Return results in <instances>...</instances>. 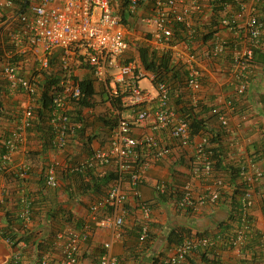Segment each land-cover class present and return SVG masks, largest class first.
Segmentation results:
<instances>
[{"label":"built area","instance_id":"built-area-1","mask_svg":"<svg viewBox=\"0 0 264 264\" xmlns=\"http://www.w3.org/2000/svg\"><path fill=\"white\" fill-rule=\"evenodd\" d=\"M263 3L264 0H156L151 11L144 14L141 13L142 0H126L125 13L127 20L132 22L128 25L118 0H0V83H3L0 84L3 92L0 93V104L7 109L16 105L21 112L3 141L5 151L0 160V188H3V173L16 169L22 179L29 175V168L16 163V156L26 146L27 130L37 106L36 96L43 91L46 74L50 75L52 82L49 124L55 130L54 145L58 150H63L68 145V138L82 127V123L72 122L70 113L83 95L81 81L89 75L96 84L104 86L111 101L119 100L132 115H123V111L107 101L117 119L107 147L93 150L78 165L68 164L71 172L110 164L118 173L107 195L91 208V218L97 221L99 228L111 233L99 264L119 263L112 247L125 228L128 215L125 203L131 189L145 180L153 163L144 158V153L154 152L156 160L171 153L170 146L161 148L154 136L140 138L135 129L167 131L177 144L193 145L195 162L190 173L207 184L205 192L209 194L196 195L192 181H188L182 188L184 195L177 200L176 209L199 212L207 203L216 205L224 184L220 178L212 181L211 153L206 151L208 138L192 135L189 123L172 105L171 87L144 68L139 54L134 59L128 53L132 44L145 42L153 50L171 56L172 61L185 67L188 89L197 92L201 89L202 72L199 58L191 48L197 37L195 26L211 23L240 38L234 46L227 39L215 40L211 52L214 57L232 52V73L238 80V93L243 94L248 89L244 78L254 57V48L264 34V18L256 10ZM144 78L155 87V94L140 87ZM85 111L88 110H84L83 116H86ZM213 113L218 114L224 128L228 126L229 120L223 111L215 109ZM6 123L4 116L0 115V125ZM53 161L45 167L48 188L60 185L58 163ZM246 162L247 168H243L241 174L250 189L242 198L243 233L250 229L251 220L246 215L256 206V199L259 197L264 202V188L260 186L264 170L249 159ZM156 188L164 191L166 186L159 184ZM20 203L23 206L20 218L29 225L32 200L23 195ZM141 211L144 223L140 227L139 242L145 244L150 237L151 211L145 206ZM92 231L86 221L80 229L68 226L57 234L55 248L62 264H85L81 247ZM243 233L235 242L237 248L246 242ZM5 240L10 243L9 239ZM196 245L194 239L185 238L182 244L171 250L164 264H182ZM15 252L7 264L17 263L19 252ZM50 256L48 251L39 264H51Z\"/></svg>","mask_w":264,"mask_h":264},{"label":"trees","instance_id":"trees-1","mask_svg":"<svg viewBox=\"0 0 264 264\" xmlns=\"http://www.w3.org/2000/svg\"><path fill=\"white\" fill-rule=\"evenodd\" d=\"M155 1L156 0H149L148 3L150 5V8H153ZM118 2H120L121 5V13L124 21L128 23V25H130V23L132 22L127 20V16L125 13L126 0H118ZM263 18L264 17H262V19ZM196 34L199 38L200 33L197 29ZM210 36H212V34H210L206 38H209ZM195 40L196 39H194V41ZM263 45L264 34L260 39V44L255 46L254 48V57L250 62L248 72L254 65L256 56L258 55V53H260V48H262ZM138 51L140 54L141 62L147 71L155 73L158 79L165 81L171 88L174 84L176 85V87H184L185 91H187V71L182 64H176L174 61H172L171 56L161 54L160 52L153 50L146 44H142L141 46H139ZM222 56L223 55L217 56L216 58H220ZM262 63L264 64V60L262 61ZM46 77L47 78L42 84V86H44L42 93L40 94V96H36V99H38L37 106L34 110V117L32 119L31 126L27 130V138L25 143L26 146L32 145L33 147L36 145V142L39 141V144L42 146V148L32 149L29 152L25 151L26 153L23 154L24 159L22 164H25L29 168V175L26 179L20 178L19 170L16 169L8 171L7 173H3L4 178L7 177L12 183H15L16 185L24 184L26 186V194L32 200V220L30 223H32V225L36 223L38 228L34 230H29L30 228H26L28 224L24 223L23 219L20 218L23 206L21 205V203H19L20 208H18V205L15 204L17 205L16 213H6L5 217L6 221L8 222V226L2 228L1 237L4 239H9V244L14 249H16V247H18L22 242L32 243L35 245L37 252L41 256V258L45 253L50 251V263L62 264L59 253L55 248L57 234L65 230L68 226H75V228H79L80 223H73L75 213L66 211V207L63 206V202L58 203L59 191L65 194L70 200H75L76 198H78L77 195L79 196V193L81 192H83L82 194L87 193V191H92V193L94 194L100 193L101 196L99 195L98 197H96L90 205L89 210L92 213V205L107 195V191L117 178L118 173L116 172V167L110 164L105 166H96L94 168H87L82 171L71 172L68 165L62 167L61 169L60 163L54 160L56 163H58L57 172L61 175H58L60 179V185L58 188H48L45 180V167L53 159H51V156L48 157L47 153L49 151H54L57 148L54 145L55 130L49 124V121L52 117V110L50 109L51 96L49 94L51 87L50 83L52 82L49 74H46ZM244 80H246L248 83V76H246ZM81 88L83 95L78 104L75 105L76 109L70 113V116L72 118V122L82 123V127L76 129V134L70 136V138L68 139L77 141L82 140L83 143L88 146L91 141L97 138V136L95 134L89 136L86 135L89 127V122L87 120L88 117L83 116V112L85 109L93 108L98 100H100L101 102H111L113 107L119 109L120 111H127V109L121 106L119 100H117L116 102L111 101V98L109 97L104 86L96 84L90 77L82 79ZM0 93L3 94V92H1V88ZM236 93L237 96L245 95V93L239 94L238 91ZM180 98V100H177L178 97L174 99V101L176 100L175 103L178 106V108H175L189 123L192 135L207 137L209 140L206 145V151L211 153L210 155L212 160H210V167L212 171V181L214 182L215 180H218V178H220L222 179L224 184L222 188L221 198L216 203V205L219 203L220 205L225 207L227 217L225 219L219 220L218 222H215L213 227L210 229L192 230L189 227L175 228L169 233L168 242L170 246H173L171 249L173 250L174 247L182 244L185 238L194 239L197 245L193 248L191 253L186 256V261L190 260L192 264H199L197 263V260H199L202 264H223L227 262L225 261L224 257L225 252H235L237 248L235 242L238 240V237L241 235V233H243L244 212L242 208V198L244 194L250 189V187L243 180L241 172L243 168H247V162L245 161L246 159L241 161L238 159H228L229 146L225 138L226 131H224L223 129H218V131H216V129L212 128V124H214L213 122H216V118L218 115L213 113L216 108H213L212 106L208 107L207 104L202 101L200 102L201 104L194 106L191 104V102L185 99V95L182 92L180 94ZM188 100H190V98ZM234 102V100L231 101L232 104H234ZM140 107L142 106L140 105L139 108ZM19 112L20 109L16 106H11L9 109H7L0 104V115L4 116V123H6L7 121L6 124L0 125V160L5 151L3 141L5 137L10 133V131L14 128V119H17L19 117ZM210 112L213 113V116L211 115L207 118L205 115ZM113 116L114 115L111 112L110 115L105 117L99 116L98 119L100 121H103V125L106 126L111 132L115 127L117 120ZM261 135L262 136L260 141L251 145L248 150V155L245 157L252 161L254 164L259 165L264 170V127L263 130H261ZM30 141L32 142L31 144ZM194 162L195 156L193 151V155H191V157L189 158V170ZM78 163L79 162H70L69 164H73L74 166L78 165ZM100 168H106V170L100 173L101 175H96V171ZM189 175L190 177L192 176L191 173ZM61 177L63 183H61ZM144 182L145 180L139 183L138 186L131 189V192L137 191L138 193L133 194L130 192L128 200L125 203V208L127 209L128 214L130 213L129 203L131 199L136 202L137 210L141 212V222H139V225L137 226L138 237L140 227L144 223L141 207L145 206L151 211L149 218L151 221H149V226L150 228H152L153 223H155L153 211L156 209L158 204V202L151 203L150 201H144L140 196L139 188ZM262 183L263 184L260 186H263L264 188V179L262 180ZM159 184H164L166 186L164 191L158 190L156 188V186ZM107 185L109 186L107 190L104 191L103 189ZM153 188L156 192V198L158 199V201L173 202L174 206H176L177 200L184 195V191L181 190V188H178V186L170 182H158L156 185H154ZM203 194L208 195L209 192H204ZM207 199H209V197ZM209 206L213 205L207 203L204 208H201L199 210V212H195L192 209H187L184 211L180 209L177 210L181 214L185 215V217H195L203 214ZM261 207L264 212V204H262ZM254 216L255 215L253 214V212H249V214L246 215L248 220L252 219L253 221L255 220ZM12 226H14V228L16 227V229L23 228V230H25V234L22 236L18 235L17 232H14L15 229L12 228ZM42 232H45L44 235H47L46 238L43 237V235L39 236ZM248 232L249 229L245 230L243 235H247ZM256 239L257 238L255 236H253L252 238L250 237L251 243L248 246V249L249 247L252 248L250 252L251 257H249L251 259L248 260L253 264H259L260 261H263L260 253L255 250V248L257 247ZM204 240H206V243H199V241ZM170 252L172 251H165L161 253L162 259L155 260L153 264H164V260L170 256ZM83 260L84 259L82 258V261ZM186 261H184L182 264H185ZM260 264H264V261Z\"/></svg>","mask_w":264,"mask_h":264},{"label":"crops","instance_id":"crops-1","mask_svg":"<svg viewBox=\"0 0 264 264\" xmlns=\"http://www.w3.org/2000/svg\"><path fill=\"white\" fill-rule=\"evenodd\" d=\"M148 2L149 0H142L141 13L146 14L151 11L152 8L149 7L150 5ZM256 10L261 17H264V3L262 5L259 4ZM203 17L204 15H202L201 19ZM138 29H140V27H138ZM196 29L200 33V36L199 38L198 36L195 38L196 40L193 42L192 50L197 54L200 62V69L202 72L200 78L201 89L197 92L186 89L188 92H184V87H180L179 85V87H176V85L173 84L171 88L172 103L175 105L174 107L178 108L175 103L176 100L174 101V99L178 97L177 100H180L184 97L182 96L180 98L182 92L185 95V99L194 106L201 104L200 102L202 101L207 104L208 107L212 106L213 108L223 111L228 117V126L224 128L217 117L216 122L212 124V128L216 129V131H218V129L226 131L225 138L229 146V160H247L245 156L248 155L249 148L252 144L260 141L262 136L261 130H263L264 127V64L262 63L264 60V45L260 48V53L256 56L255 63L251 70L247 72L249 79L247 92L245 95L237 96L238 80L233 76L231 69L233 63L232 52H227L222 57L216 58L211 51L215 40L227 39L234 46V43L240 38L238 35L229 33V31L225 29L214 27L211 23L197 25ZM210 34H212V36L206 38ZM131 51L133 52L128 53L129 57L137 59L138 50H136L135 47H131ZM87 76L89 77V75ZM152 93L155 94V92ZM187 97H189L190 100H188L189 98ZM233 100L235 101L234 104L231 103ZM14 104L15 102L13 105ZM122 114L127 115V117L132 116L128 111H123ZM211 115L213 116V113L210 112L205 116L208 118V116ZM105 128L106 129L101 128L99 129L100 131L98 130L94 133L97 138L91 141L88 146L84 144L82 140H69L68 145L63 150L56 149L54 151H49L47 156H51V159L59 162L61 169L70 162L83 161L91 155L93 150L107 147L112 132L108 131L109 129L107 127ZM135 132L140 138L144 135L154 136L161 148L167 145L170 146L171 153L169 156L161 159L158 158L157 160L154 159V152L144 153V156H146L144 158H146V160L149 159L153 163L145 174V182L139 188L140 196L144 201H150L151 203L158 202L156 209L153 211L155 223L152 225L150 231L151 236L148 242L145 244H140L139 242L137 226L139 222H141V212L137 210L136 202L131 199L129 203L130 213L126 217L123 234L120 239L114 241L112 253L118 259V264H153L155 260L162 259L161 253L171 251L173 246H170L168 236L173 229L180 227H189L192 230L210 229L215 222L225 219L227 217V212L225 207L218 203L217 205L209 206L201 215L185 217V215L181 214L175 208L173 202L158 201L156 192L153 188L158 182H170L178 186V188H182L184 184L191 179L188 165L189 158L193 155L194 148L193 145H189L188 147L180 146L169 137L167 131H153L147 128L144 131L135 129ZM89 135H91V133L87 136ZM31 143L30 141V144ZM41 148L42 146L39 144V141H37L36 145L33 147L32 145L25 146L16 156V163H23L24 153L32 149ZM105 170L106 168H100L95 174L99 175ZM58 175H60V173H58ZM1 178L3 179V188H0V230L8 226L5 217L6 213H16L17 207L20 208L19 203L21 197L27 195L26 186L24 184L16 185L7 177ZM61 183H63L62 177ZM108 186L109 185L104 187L103 190L106 191ZM206 188L207 184L203 182L200 183L196 181L194 183L196 195L203 194ZM82 193L83 192L79 193V196L77 195L78 198L75 200H70L65 194L59 191L58 203L63 202L66 211L75 213L73 223H80V227H77L78 229L82 227L84 222H90L93 231L86 243L82 245L81 255L85 264H99L104 244L111 239V233L106 229L99 228L97 221L91 218L92 213L89 210L90 205L100 193L94 194L92 191H87V193L84 194ZM256 201L257 204L252 209L255 215L254 221L259 231L264 234V212L261 210L262 202L259 197ZM12 228H14V226H12ZM26 228L34 230L38 227L36 223L34 225L30 223ZM14 229V232H17L20 236L25 234L23 228L16 229L15 227ZM44 234L45 232H42L39 236L43 235V237L46 238L47 235ZM251 250L252 248L249 247L248 252H251ZM15 251L19 252L16 264H39L41 260V256L38 254L34 244L22 242L14 249L0 235V264H7L10 258L14 257ZM224 257L225 261H228L230 264L237 263L239 258L238 254L234 251L225 252ZM197 263L202 264L199 260H197ZM185 264L192 263L188 260Z\"/></svg>","mask_w":264,"mask_h":264},{"label":"rangeland","instance_id":"rangeland-1","mask_svg":"<svg viewBox=\"0 0 264 264\" xmlns=\"http://www.w3.org/2000/svg\"><path fill=\"white\" fill-rule=\"evenodd\" d=\"M136 42V41H135ZM144 43L137 42L132 45V48H136L138 50L139 46H141ZM133 52V51H131ZM138 54V53H137ZM140 87H147L150 91L155 92V87L152 85V83L149 81L148 78H144L140 81ZM188 92V91H184ZM98 100V99H97ZM88 111L86 113V116L88 117L89 127L87 130V134L92 133L91 135H94L95 132H97L99 129L104 128L106 129L103 124V121L98 120L100 117H105L111 114V108L108 107L107 102H101L100 100L97 101L95 106L93 108L87 109ZM91 123V125H90ZM100 131V130H99ZM109 131V130H108Z\"/></svg>","mask_w":264,"mask_h":264},{"label":"clouds","instance_id":"clouds-1","mask_svg":"<svg viewBox=\"0 0 264 264\" xmlns=\"http://www.w3.org/2000/svg\"><path fill=\"white\" fill-rule=\"evenodd\" d=\"M138 54H139V51H138ZM139 57H140V54H139ZM145 68V67H144ZM141 84V83H140ZM144 88V87H143ZM187 89H188V87H187ZM189 90V89H188ZM172 91V90H171ZM181 146V145H180ZM184 147V146H183ZM186 147V146H185ZM188 147V146H187ZM169 156V155H168ZM188 170H189V168H188ZM189 174H190V170H189ZM188 181H192V183H193V187H194V183L196 182V181H199V180H197V179H195L193 176H191V179L190 180H188ZM187 181V182H188ZM186 182V183H187ZM200 183H201V181H199ZM185 183V184H186ZM184 187V186H183ZM182 187V188H183ZM182 188H181V190H182ZM195 191V190H194ZM262 204H264V202L262 203ZM254 208V207H253ZM261 210H262V207H261ZM263 211V210H262ZM251 212H252V210H251ZM251 220V223H249L250 224V229H249V232H248V234L247 235H245L246 236V242H245V244L242 246V247H240V248H236V250H235V252L238 254V256H239V258H238V261H237V263H235V264H238V263H241V264H252V262H250L248 259H251V258H249V257H251L250 256V252H248V246L250 245V243H251V241H250V237L252 238L253 236H255L257 239H256V242H257V247L255 248V250H257L259 253H260V255L262 256V258H263V261H264V234L263 233H261L260 231H259V229L256 227V224L254 223V221L252 220V219H250ZM257 232V233H256ZM247 247V248H246ZM247 250V251H246ZM246 260V261H245ZM263 261H260L259 263H263ZM226 264H230L228 261L227 262H225Z\"/></svg>","mask_w":264,"mask_h":264}]
</instances>
